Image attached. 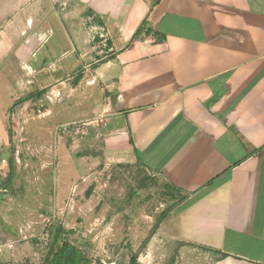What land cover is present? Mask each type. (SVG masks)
<instances>
[{
  "label": "crops",
  "instance_id": "1",
  "mask_svg": "<svg viewBox=\"0 0 264 264\" xmlns=\"http://www.w3.org/2000/svg\"><path fill=\"white\" fill-rule=\"evenodd\" d=\"M143 21L153 38L133 40ZM69 80L107 147L183 197L168 241L264 264V0H0V101ZM4 191L0 264H26Z\"/></svg>",
  "mask_w": 264,
  "mask_h": 264
},
{
  "label": "rangeland",
  "instance_id": "2",
  "mask_svg": "<svg viewBox=\"0 0 264 264\" xmlns=\"http://www.w3.org/2000/svg\"><path fill=\"white\" fill-rule=\"evenodd\" d=\"M70 83L60 95L53 86L34 87L29 98L0 101V184L7 216L26 236L25 263L46 264L51 247L67 238L90 264H130L133 253L136 264H208L205 251L165 238L162 224L182 196L107 147L113 132L104 117H94L95 102L84 89ZM2 156L13 161L9 179ZM58 226L64 231L53 242Z\"/></svg>",
  "mask_w": 264,
  "mask_h": 264
},
{
  "label": "trees",
  "instance_id": "3",
  "mask_svg": "<svg viewBox=\"0 0 264 264\" xmlns=\"http://www.w3.org/2000/svg\"><path fill=\"white\" fill-rule=\"evenodd\" d=\"M144 36L145 39H152L153 34L148 28L145 27V21L141 23V26L136 30L132 39L134 40L138 36ZM8 161V174L7 178L9 179L12 176L13 170V161L11 158L7 159ZM183 197H181V200ZM64 229L61 226H58L54 230L53 242L60 239L61 233ZM153 230H151L152 233ZM46 264H90L89 258L74 244L63 238L57 247L50 249L49 254L47 255ZM130 264H136V253L131 255Z\"/></svg>",
  "mask_w": 264,
  "mask_h": 264
},
{
  "label": "built area",
  "instance_id": "4",
  "mask_svg": "<svg viewBox=\"0 0 264 264\" xmlns=\"http://www.w3.org/2000/svg\"><path fill=\"white\" fill-rule=\"evenodd\" d=\"M101 36H105L104 34H102Z\"/></svg>",
  "mask_w": 264,
  "mask_h": 264
}]
</instances>
